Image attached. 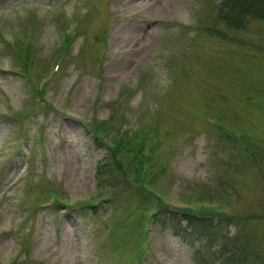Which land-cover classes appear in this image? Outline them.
Returning <instances> with one entry per match:
<instances>
[{
  "label": "rangeland",
  "instance_id": "obj_1",
  "mask_svg": "<svg viewBox=\"0 0 264 264\" xmlns=\"http://www.w3.org/2000/svg\"><path fill=\"white\" fill-rule=\"evenodd\" d=\"M222 2L0 0V264H264V18Z\"/></svg>",
  "mask_w": 264,
  "mask_h": 264
},
{
  "label": "trees",
  "instance_id": "obj_2",
  "mask_svg": "<svg viewBox=\"0 0 264 264\" xmlns=\"http://www.w3.org/2000/svg\"><path fill=\"white\" fill-rule=\"evenodd\" d=\"M219 13L223 18L228 19L230 24L233 23L241 26L245 23V20L243 19L244 17H247L248 14L264 18V0H223L221 11ZM112 152H114V150ZM162 211L163 210L158 211L157 209V211L155 212L157 215L160 212L157 217L158 219L160 218ZM166 211L169 212L172 217L176 216L178 218L181 217L186 219L191 224H193L192 226L198 225L194 228H197L196 232L200 234L205 231V228H207V224L205 223H208V220H210V211H193L186 207H173L172 209ZM227 219L233 220V216L227 215Z\"/></svg>",
  "mask_w": 264,
  "mask_h": 264
}]
</instances>
